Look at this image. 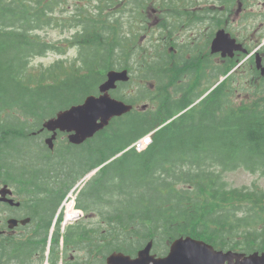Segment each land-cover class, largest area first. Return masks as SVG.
Returning <instances> with one entry per match:
<instances>
[{
    "label": "trees",
    "instance_id": "trees-1",
    "mask_svg": "<svg viewBox=\"0 0 264 264\" xmlns=\"http://www.w3.org/2000/svg\"><path fill=\"white\" fill-rule=\"evenodd\" d=\"M69 2L0 0V156L9 151L12 154L5 161L0 158L5 162L6 172L18 173L19 165L28 172L26 163L34 158L25 151L30 145V131L25 128L28 121L17 117L19 113L26 118H38L40 124L65 108L64 105L68 107L97 93L106 71L122 63L120 56L126 58L123 61L126 68L127 55L136 54L137 37L132 31L136 27L149 31L140 15L141 2L91 0L95 2L91 7L77 4L71 10L66 6ZM174 7L179 14L172 13L161 21L156 37V30H152L151 49L137 63L139 83L133 95L124 99L159 101L160 108L119 124L113 129L117 131L115 143L112 138L101 136L89 145L68 148L57 161L47 160L55 171L62 172L63 180L74 183L85 175L83 172L75 178L84 152L85 158L91 155L89 169L114 158L89 182L78 201V207L86 211L99 205L110 209L100 214L106 222L101 226L100 264H107L114 251L134 254L150 239L169 245L187 236L206 241L217 249L264 252V191L228 188L225 179L239 169L264 173V79L260 78L256 94L252 81L249 87L237 89L236 72L204 97L236 64L221 71V66L209 67V61L202 62L201 66H192L196 84L192 89L182 88L187 92L185 98L168 102V78L174 73L167 48L160 45V36L165 30L181 31L186 18L182 7ZM55 26L77 28L74 42L80 48L81 65L63 76L53 78L51 73L54 81L32 86V80L27 78V59L42 56L49 49L39 34L35 38L32 34ZM176 58V66L186 64L185 54ZM238 90L240 96L244 95L242 99L235 97ZM9 93L13 94L4 96ZM118 95L122 97L123 93L119 91ZM197 100L200 101L189 111L158 129ZM9 109L19 112L11 115L14 118L9 117ZM153 131L152 144L146 150L137 152L129 148ZM8 162L12 165H7ZM34 172L42 173L40 167ZM50 177L46 166L38 181L46 182ZM106 179L111 186L104 183ZM39 209L37 206L35 213L39 214ZM24 249L18 250L21 257H26ZM12 250L3 248L2 258L17 257L16 250Z\"/></svg>",
    "mask_w": 264,
    "mask_h": 264
},
{
    "label": "flooded vegetation",
    "instance_id": "flooded-vegetation-1",
    "mask_svg": "<svg viewBox=\"0 0 264 264\" xmlns=\"http://www.w3.org/2000/svg\"><path fill=\"white\" fill-rule=\"evenodd\" d=\"M206 1L208 4L204 13L205 26L206 31L213 35L212 41L215 34L223 29L249 51L252 46L258 43L261 35H264V0ZM230 1L233 3L232 6H229ZM255 3L261 4L263 8H257L255 20L250 19V23L246 24L245 18L250 15V10L255 9ZM193 16H195V12L192 14ZM238 19H240V23H245L242 31H248V41L240 38L235 32V23L232 22L237 20L238 24ZM262 43L257 52H259L264 67V42ZM190 48L192 50V44ZM241 54L243 52H237L234 57ZM221 56L222 54H215L214 62H221ZM234 57L232 60L235 59ZM250 61L253 62L256 72L261 74V70L256 64V54L250 57ZM191 64L192 61L190 67H192ZM192 79L196 81L191 73L180 74L178 82H187L184 87L189 86L188 88L192 89ZM186 95V89L181 90L178 98L182 100ZM39 132V134H43L44 141L54 135V132L49 130H40ZM59 133V131L56 133L51 145V157L54 154L55 145L62 135ZM63 152L65 150L60 149L57 155L62 156ZM15 175L6 173L4 170L0 171V189L7 186L6 189L9 190H6L5 193L0 192V251L3 248L14 249L17 257L2 258L0 254V264H91L90 254L93 257V264H99V222H96V226L93 222L92 225L87 226V229L86 224L89 222L83 219L68 222L61 205L63 198L61 187L55 188L54 192L48 188L42 191L39 183L23 182L20 187L21 178L15 177ZM7 199L14 201L10 203ZM45 204L46 209L43 210ZM37 206L40 207L39 214L35 213ZM55 217L56 219H54ZM11 218L17 220L13 229L9 228ZM86 230L92 232L93 235L86 236ZM23 248L25 249L22 252L26 257H21V252L18 251Z\"/></svg>",
    "mask_w": 264,
    "mask_h": 264
},
{
    "label": "rangeland",
    "instance_id": "rangeland-1",
    "mask_svg": "<svg viewBox=\"0 0 264 264\" xmlns=\"http://www.w3.org/2000/svg\"><path fill=\"white\" fill-rule=\"evenodd\" d=\"M70 4L66 5L68 6L69 9H74L75 8V4L78 0H69ZM79 4H85V6H92V4L90 3V0H80ZM95 4V2H94ZM250 6H252V4H249ZM255 9L254 10H250V15L245 18V23H250V19L255 20V15L257 14V8H263L261 6V4L255 3L254 4ZM60 17H58L59 19ZM127 17L125 16V19ZM155 16H150L148 18V24L150 27V30H153V23H157V19H154ZM239 23H240V19H238ZM232 23H235V32L237 33V35L240 38H243L244 40H249V36H248V31H242L245 23H238L237 24V20L233 21ZM201 29V31H205L206 30V26L202 25V26H193L192 27V31L186 30L187 32L184 33V35L187 34H192V43L194 42L195 38H197L198 36L195 35V33L197 32V30ZM127 29H129V26L127 27ZM77 28L75 29H67V28H61L58 26H55L53 28H49L46 29L44 31H40V32H34L32 35L35 38V36L37 34L40 35V38L42 39V42H50L52 45H61V41L62 44L65 45V43H68L67 45H71V48L68 49V51L64 54H61L60 52L53 50V47H49V49L45 52L44 55L42 56H32L29 59H27V78L30 77V79L32 80V83H38V82H42L43 79L45 78H49L51 73H52V77L55 78L56 75H60L62 73V70L56 68L53 72H52V67L53 65L59 61L62 60L63 62L61 63L65 69L66 67L69 65V62L73 59H75L76 57L80 56V50L77 47H74L72 45V43H69L67 41V39L72 40L73 36L76 32ZM135 31H132V33H134L137 37V39L139 40V45H137V50H140L144 44V42H147V40L149 39V37H147V35L151 34V33H141L143 31H139L138 27H136L134 29ZM128 33L130 31H127ZM144 36V37H143ZM146 37V38H145ZM207 37L204 36L203 40H205ZM264 38V36H263ZM202 39L197 40V43H202L203 42ZM208 39H206V44H207ZM262 41H260L261 43ZM66 45V46H67ZM255 49H257V45L252 46L250 48V51L248 53H246L245 55H238L235 56L234 62H238L239 64L237 66H235L232 70H231V74L230 75H234L236 72V76L234 78V84L237 85V89L243 87V86H247L249 87L251 85V81L254 85V93L258 94L259 93V82H260V75L256 74L254 69H253V65L251 63V61H249L248 56L251 52H253ZM68 59V60H67ZM123 60V59H122ZM137 60H138V55H135L131 58L130 62L131 65L134 66L133 70V82L132 85H136L137 82V77H139V71H138V64H137ZM80 65V62H79ZM117 66H120L119 64H116ZM214 65V64H213ZM227 79H224L223 77L219 78V81H217V83L214 85L213 88H216L220 83H222L223 81H226ZM139 81V80H138ZM233 84V85H234ZM238 95H235V97H239L240 99H242L244 95L239 94V90L237 91ZM13 93H9V94H5L4 96L9 97L10 95H12ZM130 93L127 92V95H129ZM25 96L27 99H30L31 96L30 95H23ZM147 102V101H146ZM145 102L141 103L138 105V109L142 108V105ZM70 105V104H69ZM156 105L151 104L150 107L151 109H155ZM64 107H66L64 105ZM9 117H13L11 116L12 114H14L16 116V114H18V110H13V109H9ZM5 116H3L4 118ZM20 119H23L25 121H28L25 123V128H27L28 130H30V128L34 127V125L37 123L38 118H35L34 116L28 117L26 118V116H24L22 113H19L18 116ZM14 118V117H13ZM8 120H11L10 118H7ZM132 118H128L126 117V123L131 120ZM121 128H124V125H121ZM117 132V131H116ZM116 132L110 131L108 130L106 133H104L103 136H108L111 139L112 143L116 142L115 139V134ZM148 139L144 140L142 142L143 145H146L148 143ZM103 144V139H101V145ZM11 151L7 152L4 157H10L12 156V154H10ZM85 155H87V152H84V156L81 159V166L79 169H77L76 172V176L75 178L77 179L79 177L80 174H82L83 172H86L87 170H89L90 164H91V155L88 156V158H85ZM9 164L12 165L11 162H8ZM14 165V164H13ZM114 170V168L111 169V172ZM42 173L44 172V169H41ZM16 172V171H15ZM17 174V172H16ZM227 181V187L228 188H246L249 190H254V189H260L264 191V173H256V174H252L244 169H239L235 172L229 173L227 175V177L225 178ZM104 183H106L108 186H111V183L109 181V179L104 180ZM20 192V191H18ZM69 203L72 202V197L69 198ZM110 210V209H109ZM108 208H102L100 205L99 207H95V209L90 210L88 213H86V217L83 219L85 221H101V216L99 215V211L100 214L101 213H106L107 211H109ZM156 247V249H155ZM169 246L165 243V242H158L157 245L154 246V253H156L157 255H160V253L162 254H167ZM150 264H153V262H151Z\"/></svg>",
    "mask_w": 264,
    "mask_h": 264
},
{
    "label": "water",
    "instance_id": "water-1",
    "mask_svg": "<svg viewBox=\"0 0 264 264\" xmlns=\"http://www.w3.org/2000/svg\"><path fill=\"white\" fill-rule=\"evenodd\" d=\"M213 48L214 50H222L223 52L242 49L241 45L237 44L236 40L232 39L230 35H228L227 41L220 33H218ZM125 75H127L125 71L122 73L110 72L109 80L100 88L105 93L104 95L99 98L89 97L84 105L61 112L57 118L49 120L46 126L53 130L57 128L77 129L78 135L74 139V142L77 143L92 136L94 132L108 124L113 116L122 115L131 110V106L112 99L108 93L110 89L116 87L118 79H127L123 77ZM99 119L101 120L100 123H98ZM76 124L82 125L84 130L77 127ZM151 246L152 243L139 253V258L134 260L122 254H114L110 257L109 264H150L152 261H156V264H264V253L246 255L233 251L224 252L216 250L211 244L193 239L192 237L176 240L169 254L160 259H154L153 256H150Z\"/></svg>",
    "mask_w": 264,
    "mask_h": 264
},
{
    "label": "built area",
    "instance_id": "built-area-1",
    "mask_svg": "<svg viewBox=\"0 0 264 264\" xmlns=\"http://www.w3.org/2000/svg\"><path fill=\"white\" fill-rule=\"evenodd\" d=\"M141 148V147H140Z\"/></svg>",
    "mask_w": 264,
    "mask_h": 264
}]
</instances>
